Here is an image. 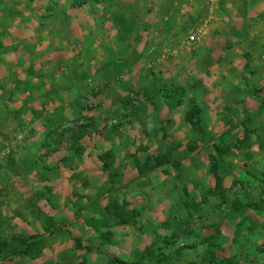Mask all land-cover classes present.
<instances>
[{
  "label": "rangeland",
  "instance_id": "rangeland-1",
  "mask_svg": "<svg viewBox=\"0 0 264 264\" xmlns=\"http://www.w3.org/2000/svg\"><path fill=\"white\" fill-rule=\"evenodd\" d=\"M8 1L0 240L16 255L0 264H264V16L239 0Z\"/></svg>",
  "mask_w": 264,
  "mask_h": 264
},
{
  "label": "trees",
  "instance_id": "trees-1",
  "mask_svg": "<svg viewBox=\"0 0 264 264\" xmlns=\"http://www.w3.org/2000/svg\"><path fill=\"white\" fill-rule=\"evenodd\" d=\"M70 5H71V9L72 10H79V9H83L84 6H87L88 4H91V2L95 5L98 6H102L106 4V0H70ZM53 91L48 92V94H52ZM27 103L23 104L21 109L16 111V112H6V116H11V117H18L24 110V108L26 107ZM195 112H198V109H195ZM193 116V112L191 114H189V116L187 117V122L192 124L191 119ZM192 126H194L192 124ZM157 166H148V164H145L143 169L138 170V175L139 176H148L149 173H151L153 171V169H155ZM29 171H33L38 169L37 168V162H34V164H30L28 166ZM29 240V239H28ZM26 245V246H25ZM24 246L27 247V240L24 242ZM30 247V245H28ZM24 247V248H25ZM29 247H27L29 249ZM12 247L8 246V244L6 242H2L0 240V253H3L4 251H11L10 253H13L14 249L11 250ZM21 253H25L24 251H26V249H21L20 250ZM13 255L15 256L16 253H13ZM108 264H128L124 261L119 260L118 258L114 257V256H108ZM208 264H235V262L233 260H210L208 261Z\"/></svg>",
  "mask_w": 264,
  "mask_h": 264
},
{
  "label": "crops",
  "instance_id": "crops-1",
  "mask_svg": "<svg viewBox=\"0 0 264 264\" xmlns=\"http://www.w3.org/2000/svg\"><path fill=\"white\" fill-rule=\"evenodd\" d=\"M239 1L243 5L242 9H245V8L249 9L247 11L248 13H251L252 9H253V10H256L257 12H260V14L264 16V0H261V1H259V0H257V1L256 0H254V1H252V0H239ZM0 3L5 5V4L11 3V2H9L8 0H0ZM3 7H5V6H3ZM0 9H3V8L0 6ZM3 21H4V19H3ZM4 35L5 34H1L0 36L2 37ZM149 94H151V92ZM147 96H148V92H147ZM151 98H152V96H150V95L148 97H146V99L153 101V99H151ZM161 100H163V99L161 98Z\"/></svg>",
  "mask_w": 264,
  "mask_h": 264
}]
</instances>
